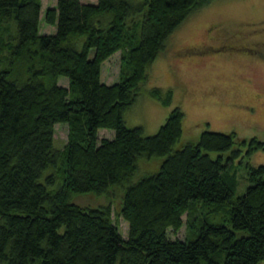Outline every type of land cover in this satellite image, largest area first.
Segmentation results:
<instances>
[{"label":"trees","instance_id":"16d2710c","mask_svg":"<svg viewBox=\"0 0 264 264\" xmlns=\"http://www.w3.org/2000/svg\"><path fill=\"white\" fill-rule=\"evenodd\" d=\"M206 1L55 0L40 16L41 0H0V263L264 264V162L243 161L264 140L208 128L180 140L178 105L150 133L122 116L168 33ZM149 91L170 100L169 88ZM240 167L247 184L234 194ZM182 223L183 237L168 236Z\"/></svg>","mask_w":264,"mask_h":264},{"label":"rangeland","instance_id":"374dc122","mask_svg":"<svg viewBox=\"0 0 264 264\" xmlns=\"http://www.w3.org/2000/svg\"><path fill=\"white\" fill-rule=\"evenodd\" d=\"M54 2L41 0L39 15ZM13 26L15 30V22ZM53 30V24L39 19V31ZM118 71L116 49L102 60L100 79L111 82ZM57 81L66 84V76H58ZM153 87L160 95L171 89L169 102L152 95L149 90ZM173 105L183 111L180 140L193 137L203 128L233 130L236 135H254L264 140V0H207L190 10L146 66V77L139 82L122 116L126 125L140 124L143 133H150ZM65 133L66 124L55 122L53 138L57 146L62 145ZM112 133V128H97L99 136ZM243 161L264 162V147L252 149ZM243 172V167L237 171L234 194L242 192L247 184ZM74 194L73 199L80 203L92 204L105 198L87 192ZM115 200L111 202V215L125 236L127 221L115 213ZM222 208L221 205L217 211ZM167 234L183 237L184 223L175 231L167 228Z\"/></svg>","mask_w":264,"mask_h":264},{"label":"crops","instance_id":"0c3cea01","mask_svg":"<svg viewBox=\"0 0 264 264\" xmlns=\"http://www.w3.org/2000/svg\"><path fill=\"white\" fill-rule=\"evenodd\" d=\"M92 1H94V0H92ZM38 29H39V26H38Z\"/></svg>","mask_w":264,"mask_h":264}]
</instances>
